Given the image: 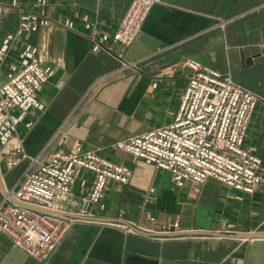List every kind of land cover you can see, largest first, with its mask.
Instances as JSON below:
<instances>
[{
  "label": "crops",
  "instance_id": "1",
  "mask_svg": "<svg viewBox=\"0 0 264 264\" xmlns=\"http://www.w3.org/2000/svg\"><path fill=\"white\" fill-rule=\"evenodd\" d=\"M13 1L0 0V49L28 11L53 23L15 40L0 61V88L27 44L53 74L37 94L45 110L33 109L0 152V203L27 170L77 143L126 164L133 177L127 185L110 182L102 203L91 207L85 200L94 176L83 172L72 196L56 203L77 220L56 251L37 261L1 234L0 264H264V187L246 195L210 178L178 188L171 173L115 148L175 120L186 64L196 61L261 97L245 148L264 169V0H163L129 48L113 38L132 0ZM19 147L26 157L9 169L6 160ZM34 157L40 164L32 166Z\"/></svg>",
  "mask_w": 264,
  "mask_h": 264
},
{
  "label": "built area",
  "instance_id": "2",
  "mask_svg": "<svg viewBox=\"0 0 264 264\" xmlns=\"http://www.w3.org/2000/svg\"><path fill=\"white\" fill-rule=\"evenodd\" d=\"M18 1L14 0L12 6H18ZM162 1L132 0L113 41L129 48L152 9ZM20 21L18 31L4 41L0 61L18 37L28 39L41 27L53 23L34 11L23 14ZM228 24L226 20L220 22L223 27ZM73 26V22L65 24L67 29ZM108 39V36L103 38ZM101 47L99 42L95 43V51ZM186 67L189 77L175 120L162 128L120 141L115 144L116 150L171 173L178 188L187 184L201 186L213 178L236 192L254 194L264 187L263 162L245 148V139L261 97L219 70L196 61H189ZM52 74L39 63L38 49L27 44L12 67L9 81L0 88V152H4L33 109L45 110L37 94ZM67 141L68 136L64 135L60 147ZM24 157L21 147L14 149V155L6 160L7 167H17ZM31 164H40L39 157L32 158ZM83 172L94 176L85 200L91 207L102 203L110 182L127 185L133 177L132 169L126 164L104 158L81 143L72 152L60 149L37 170H27L16 189L8 192L0 203V235L10 237L14 246L32 259L47 260L77 221L61 215L56 203L72 196ZM11 198L19 205L9 203ZM178 227L179 224L173 225L175 230Z\"/></svg>",
  "mask_w": 264,
  "mask_h": 264
},
{
  "label": "water",
  "instance_id": "3",
  "mask_svg": "<svg viewBox=\"0 0 264 264\" xmlns=\"http://www.w3.org/2000/svg\"><path fill=\"white\" fill-rule=\"evenodd\" d=\"M61 215H63V216H65L66 214H62V213H60ZM75 218H77V217H75Z\"/></svg>",
  "mask_w": 264,
  "mask_h": 264
},
{
  "label": "bare ground",
  "instance_id": "4",
  "mask_svg": "<svg viewBox=\"0 0 264 264\" xmlns=\"http://www.w3.org/2000/svg\"><path fill=\"white\" fill-rule=\"evenodd\" d=\"M63 200H65V199H63Z\"/></svg>",
  "mask_w": 264,
  "mask_h": 264
}]
</instances>
